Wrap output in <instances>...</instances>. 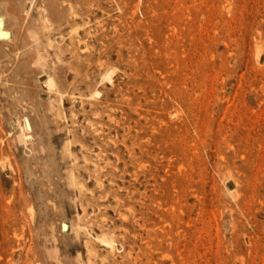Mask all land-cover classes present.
<instances>
[{"label":"rangeland","instance_id":"obj_1","mask_svg":"<svg viewBox=\"0 0 264 264\" xmlns=\"http://www.w3.org/2000/svg\"><path fill=\"white\" fill-rule=\"evenodd\" d=\"M0 264H264V0H0Z\"/></svg>","mask_w":264,"mask_h":264},{"label":"bare ground","instance_id":"obj_2","mask_svg":"<svg viewBox=\"0 0 264 264\" xmlns=\"http://www.w3.org/2000/svg\"><path fill=\"white\" fill-rule=\"evenodd\" d=\"M9 12H11L10 10H8ZM6 26V23L4 24ZM6 28V27H5ZM108 80H111V74H109L107 76ZM48 87L49 88H53L54 87V81L52 78H50L48 80ZM99 93V92H98ZM97 95V94H96ZM65 97V96H64ZM93 98V97H92ZM32 133V127L30 122L26 119L22 122V124L20 123L18 125V141L20 144H27V142L32 141L33 140V136L31 135ZM26 146V145H25ZM97 240H99L100 243H102L103 245H105L106 247L110 248V249H114V244H115V240L111 237L108 236H103L101 238H98Z\"/></svg>","mask_w":264,"mask_h":264}]
</instances>
